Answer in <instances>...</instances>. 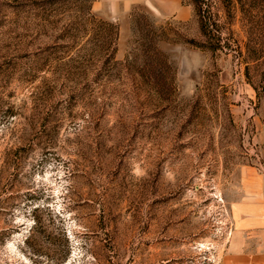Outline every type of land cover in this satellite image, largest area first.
Returning a JSON list of instances; mask_svg holds the SVG:
<instances>
[{"label":"rangeland","instance_id":"obj_1","mask_svg":"<svg viewBox=\"0 0 264 264\" xmlns=\"http://www.w3.org/2000/svg\"><path fill=\"white\" fill-rule=\"evenodd\" d=\"M92 1L0 0V264H220L261 161L264 25L239 16L264 0L121 26Z\"/></svg>","mask_w":264,"mask_h":264},{"label":"crops","instance_id":"obj_2","mask_svg":"<svg viewBox=\"0 0 264 264\" xmlns=\"http://www.w3.org/2000/svg\"><path fill=\"white\" fill-rule=\"evenodd\" d=\"M158 19L187 21L191 8L181 0H93L91 12L121 26L134 10ZM264 110V106H263ZM261 161L252 172V182L230 206V234L220 264H264V122L252 135Z\"/></svg>","mask_w":264,"mask_h":264},{"label":"trees","instance_id":"obj_3","mask_svg":"<svg viewBox=\"0 0 264 264\" xmlns=\"http://www.w3.org/2000/svg\"><path fill=\"white\" fill-rule=\"evenodd\" d=\"M224 1L226 5V9L229 10V3L230 0H222ZM198 11V10H197ZM259 12H241V15L239 16V20H245L249 24V26H255L259 27L261 25H264V13L258 14ZM235 12H227V17H229L230 20L235 19ZM198 23H199V31L201 35L206 37V42L203 44H193L197 47H200L201 49H207L211 51H216L217 49H222V45L220 44V30L218 24L215 22H210L209 17H204L202 15L199 16L198 18ZM213 26V29H212ZM214 32V33H213ZM235 41V40H234ZM195 43V42H194ZM232 52L234 50L231 48ZM258 54L262 53L261 55H264V48L260 49L257 51ZM240 53V51H239Z\"/></svg>","mask_w":264,"mask_h":264},{"label":"built area","instance_id":"obj_4","mask_svg":"<svg viewBox=\"0 0 264 264\" xmlns=\"http://www.w3.org/2000/svg\"><path fill=\"white\" fill-rule=\"evenodd\" d=\"M252 147V146H251ZM255 155V154H254Z\"/></svg>","mask_w":264,"mask_h":264}]
</instances>
